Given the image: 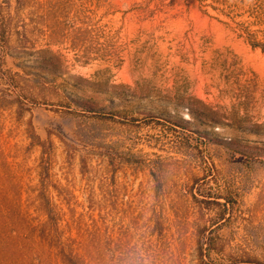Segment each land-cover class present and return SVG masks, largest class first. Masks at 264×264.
<instances>
[{"label": "rangeland", "instance_id": "1", "mask_svg": "<svg viewBox=\"0 0 264 264\" xmlns=\"http://www.w3.org/2000/svg\"><path fill=\"white\" fill-rule=\"evenodd\" d=\"M0 69L8 224L48 198L75 264H264V0H0Z\"/></svg>", "mask_w": 264, "mask_h": 264}, {"label": "trees", "instance_id": "2", "mask_svg": "<svg viewBox=\"0 0 264 264\" xmlns=\"http://www.w3.org/2000/svg\"><path fill=\"white\" fill-rule=\"evenodd\" d=\"M2 202L1 199L0 205ZM42 203L40 202L39 205L46 214V220L39 225L38 231H34L35 228L27 223L25 228L28 229V233H22L14 221H10L9 224L4 221L5 213L8 212L1 206L0 264H75L86 255L91 259V243L89 242L85 245L76 244L74 248L65 252L60 249V243L57 245L46 241L49 230L58 232L57 222L61 217L48 209V198L45 201L42 200Z\"/></svg>", "mask_w": 264, "mask_h": 264}]
</instances>
